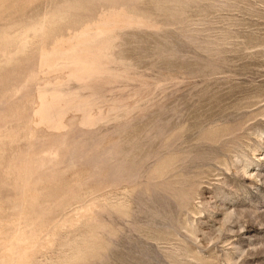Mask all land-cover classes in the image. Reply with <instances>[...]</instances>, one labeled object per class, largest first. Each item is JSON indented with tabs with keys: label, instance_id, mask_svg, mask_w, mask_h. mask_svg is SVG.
Instances as JSON below:
<instances>
[{
	"label": "rangeland",
	"instance_id": "374dc122",
	"mask_svg": "<svg viewBox=\"0 0 264 264\" xmlns=\"http://www.w3.org/2000/svg\"><path fill=\"white\" fill-rule=\"evenodd\" d=\"M0 264H264V0H0Z\"/></svg>",
	"mask_w": 264,
	"mask_h": 264
}]
</instances>
